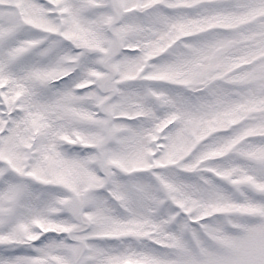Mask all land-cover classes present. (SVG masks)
Listing matches in <instances>:
<instances>
[{"label": "snow or ice", "instance_id": "obj_1", "mask_svg": "<svg viewBox=\"0 0 264 264\" xmlns=\"http://www.w3.org/2000/svg\"><path fill=\"white\" fill-rule=\"evenodd\" d=\"M0 264H264V0H0Z\"/></svg>", "mask_w": 264, "mask_h": 264}]
</instances>
